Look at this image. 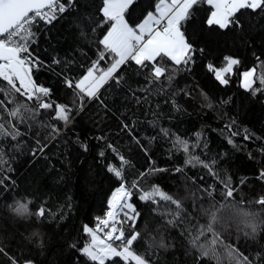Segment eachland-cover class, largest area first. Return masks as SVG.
<instances>
[{
  "label": "trees",
  "instance_id": "obj_1",
  "mask_svg": "<svg viewBox=\"0 0 264 264\" xmlns=\"http://www.w3.org/2000/svg\"><path fill=\"white\" fill-rule=\"evenodd\" d=\"M163 1L133 0L127 22L136 27ZM101 8L102 0H76L50 25L35 29L31 49L42 62L32 76L50 89L43 99L53 108H38L23 88L16 93L0 79V264H95L82 252L91 241L84 228L95 230L106 218L122 184L139 214L129 220L123 208L122 230L125 237L141 234L133 250L150 264H218L190 243L212 213L222 240L214 247L219 264H237L230 248L251 264H264V205L257 203L264 197V12L242 9L234 17L239 24L222 29L207 24L213 7L201 0L181 22L195 50L192 62L176 65L157 57L171 81L155 80L150 65L129 59L89 97L66 81L77 83L96 61L100 69L114 61L108 53L100 58L105 50L99 41L110 27ZM225 57L240 61L226 85L207 67L223 65ZM250 68L254 83L245 89L241 78ZM61 104L71 109L67 124L55 118ZM17 108V116L9 115ZM180 141L187 142V152ZM113 167L122 170L123 180ZM225 183L234 190L231 198ZM154 187L181 207L159 196L140 199ZM27 201L33 214L17 215L18 202ZM40 207L42 218L34 215ZM212 239L206 232L197 243L211 248ZM106 264L134 262L117 257Z\"/></svg>",
  "mask_w": 264,
  "mask_h": 264
},
{
  "label": "snow or ice",
  "instance_id": "obj_2",
  "mask_svg": "<svg viewBox=\"0 0 264 264\" xmlns=\"http://www.w3.org/2000/svg\"><path fill=\"white\" fill-rule=\"evenodd\" d=\"M132 2L133 0H102L101 11L104 23L109 24L110 27L99 41L105 50L100 53V58L104 59L105 53H108L114 57V61L106 69L98 67L99 61L94 62L93 67L88 69L87 75L80 79L78 83L73 84L71 80L66 81L69 88L74 87L80 93L95 97L99 88L107 83L110 78H113V74L118 68L129 59L134 60L137 65L142 67L150 65L151 75L155 80L166 77L169 81L172 80L173 75L168 74L166 76L169 70L157 62V57L161 59L168 58L176 65L183 64L187 66L192 62V53L195 50L185 38L184 32L181 31V22L189 18L191 9L199 4L201 0H171V6L164 9L158 7L159 18L149 13L148 18L136 27L130 26L124 17V13ZM75 3L76 0H67V4L59 2V0H0V79L6 81L11 90L16 93H20L21 88H23V95L28 100L35 99L38 102V108L51 109L53 108V103L43 99L49 96L50 89L37 86L31 77L33 67L38 66L40 63L38 59L31 56L29 51V44L33 42V37L35 36L32 26L38 18L50 24L57 19V12L64 13L69 7L74 6ZM206 3L212 5L215 9L207 19V24L209 26L218 25L222 29H226L232 24L238 25L239 21L235 20L234 17L242 9L264 12V0H206ZM225 60L227 64L223 68L217 69L212 64L207 66L210 71L215 73V78L224 85L228 83V80L224 78L225 74L231 73L233 66L240 63L238 59L233 57H225ZM146 62L148 63L146 64ZM56 63H59V61H56ZM94 71L101 72V75L95 76ZM251 75L252 73L248 71L243 73V86L245 88L251 89L252 87V81L249 79ZM17 81L19 86H17ZM261 83H264V79L261 80ZM2 103L3 101H0V104ZM70 111L71 109L67 105H56L55 118L67 124L70 121ZM18 113L19 108L11 111L9 115L17 116ZM0 129H3L2 124H0ZM53 131H58V129H53ZM16 134L19 133L17 132ZM5 135L13 134L5 131ZM13 139H15V135H13ZM229 142L231 143V141ZM180 143L184 145V151L187 152V142L180 141ZM121 159L123 158L121 157ZM213 163L215 162L213 161ZM204 167L209 168V171H211L209 164H205ZM109 170L117 178L123 180L121 169L113 167ZM177 171H180V169H177ZM212 174L215 175V173ZM260 175L261 178H264V171ZM224 187L226 189L225 197H233V188L227 183L224 184ZM130 195L131 193L122 184L113 194L112 206L130 209L135 215H129L127 212L124 215L127 219L135 221L139 214L135 212V208L131 204L126 202ZM208 195H211V192H208ZM157 196L165 201H171L177 208L181 207L180 201L165 194L158 187L144 192L140 199L154 200ZM121 201H124V203H120ZM29 203L30 201L18 202L14 209L16 214L20 216L32 215ZM257 203L264 205V197L258 199ZM34 215L41 218L44 217L45 209L40 207ZM115 219L113 211L110 210L107 213V218L101 220L97 225L98 230H102L100 225H103L104 228H110L104 239L97 235V231L85 226L84 231L91 236V241L87 246L83 247V254L95 264H106L110 259L117 257L123 258L125 261L134 262V264H150L144 256L133 250V244L139 241L141 234L133 232L130 236L125 237L122 229H117L114 224H109L110 220L115 221ZM216 219L215 213H212L211 222L206 228L205 226H200L198 235L194 236L190 243L193 247H199L201 257L217 259L219 264V258L215 255L214 247L217 243H222V240L219 237V233L214 231L213 224ZM169 223H173V221H169ZM252 228L253 232H255L256 228L254 225ZM206 232H210L213 235L211 248H205L204 245L197 243L200 236L205 235ZM33 235L37 234L33 233ZM117 240L121 241V243L114 246V241ZM160 246L167 247L163 240H161ZM229 256L237 258V264H240V260L243 261V264H251V261L243 254H238L236 249L230 248ZM24 264H33V262L26 260Z\"/></svg>",
  "mask_w": 264,
  "mask_h": 264
},
{
  "label": "built area",
  "instance_id": "obj_3",
  "mask_svg": "<svg viewBox=\"0 0 264 264\" xmlns=\"http://www.w3.org/2000/svg\"><path fill=\"white\" fill-rule=\"evenodd\" d=\"M59 2H63V3H65V4H67V0H59ZM71 7H69L68 8V10L70 9ZM67 10V11H68ZM66 12V11H65ZM64 12V13H65ZM63 13H59V12H57L56 13V15H57V18L60 16V15H62ZM54 21V20H53ZM52 21V22H53ZM51 22V23H52ZM50 23V24H51ZM49 23H46L44 20H42V19H37V21H36V23L32 26V29L35 27V26H46V25H50ZM36 38V37H35ZM34 41V40H33ZM32 43L33 42H31L30 44H29V51H30V53H31V56L33 57V58H35V59H38L40 62H42L34 53H33V51H32V49H31V46H32ZM124 188L128 191V192H130L129 191V189L128 188H126L125 186H124ZM113 197V196H112ZM121 203H124V201H121ZM113 211V214H114V216L116 217V219H115V221H109V224L110 225H112V224H114V226L117 228V229H122V221L120 220V218H119V215H120V213H121V211H122V209L120 208V207H113L112 206V199H111V201H110V204H109V211ZM108 211V212H109ZM106 218H107V216H106ZM106 218H102V219H100L99 221H98V223H97V225L99 224V222L101 221V220H104V219H106ZM97 225H96V230L100 233V234H102L104 237H105V235H106V233L110 230V228H104L103 227V225H100V229H102V230H98L97 229ZM118 241V240H117ZM114 242H116V241H114Z\"/></svg>",
  "mask_w": 264,
  "mask_h": 264
},
{
  "label": "rangeland",
  "instance_id": "obj_4",
  "mask_svg": "<svg viewBox=\"0 0 264 264\" xmlns=\"http://www.w3.org/2000/svg\"><path fill=\"white\" fill-rule=\"evenodd\" d=\"M170 5V4H169ZM169 5H167V7L169 6ZM162 6V4L161 5H159V8ZM213 7V6H212ZM165 8V6L163 7V9ZM162 9V8H161ZM213 9H214V7H213ZM215 10V9H214ZM153 14V16H155V17H157V18H159V16H160V12L159 11H157L156 13H152ZM124 17H125V13H124ZM148 18V16L140 23V24H142L146 19ZM125 20H126V18H125ZM127 21V20H126ZM129 24V23H128ZM130 25V24H129ZM131 26V25H130ZM138 26V25H137ZM36 27H38V26H35L33 29H32V31L35 33V29H36ZM35 39V37H33V40ZM226 64H227V62H225L223 65H221V66H219V67H216L217 69H219V68H223V67H225L226 66ZM123 65H121L119 68H118V70L122 67ZM235 66V65H234ZM234 66H233V69H232V72L234 71ZM117 70V71H118ZM254 70V71H253ZM116 71V72H117ZM246 71H248V72H251L252 73V75L249 77V79L252 81V85H253V83H254V74H255V69L254 68H250V69H247V70H245L244 72H246ZM115 72V73H116ZM231 72V73H232ZM243 72V73H244ZM114 73V74H115ZM114 74H113V76H114ZM228 74H230V73H228ZM228 74H225V76H224V78L225 79H227V75ZM85 75H87V73L85 74ZM84 75V76H85ZM94 75L95 76H99V75H101V72L100 73H98L97 71H94ZM83 76V77H84ZM111 79V78H110ZM109 79V80H110ZM108 80V81H109ZM107 81V82H108ZM79 82V81H78ZM77 82V83H78ZM106 85V83L105 84H103V86L102 87H104ZM241 85H242V87L243 88H245L243 85H244V77H243V74H242V78H241ZM102 87H100L99 88V90L102 88ZM245 89H248V88H245ZM98 93V92H97ZM86 94V93H85ZM87 95V94H86ZM127 203H129L128 201H126ZM130 204V203H129ZM123 212H127L129 215H133L132 214V212H131V210L130 209H128V208H124V210H123ZM95 231H97L96 229H95ZM97 235L98 236H100V238L101 239H104L105 237L102 235V234H100L98 231H97ZM114 246H117L116 244H114Z\"/></svg>",
  "mask_w": 264,
  "mask_h": 264
},
{
  "label": "crops",
  "instance_id": "obj_5",
  "mask_svg": "<svg viewBox=\"0 0 264 264\" xmlns=\"http://www.w3.org/2000/svg\"><path fill=\"white\" fill-rule=\"evenodd\" d=\"M161 4H162V6H161L160 8L163 9L164 6H165V8H167V5L170 4L169 6H171V0H169V1H168V0H167V1H163ZM161 4H159V5H161ZM169 6H168V7H169ZM158 7H159V6H158ZM157 9H158V8H157ZM157 11H158V10H157ZM213 11H214V9H213Z\"/></svg>",
  "mask_w": 264,
  "mask_h": 264
},
{
  "label": "water",
  "instance_id": "obj_6",
  "mask_svg": "<svg viewBox=\"0 0 264 264\" xmlns=\"http://www.w3.org/2000/svg\"><path fill=\"white\" fill-rule=\"evenodd\" d=\"M31 77H32V80L34 81V83L36 84L35 80L33 79V76H32V72H31ZM37 85V84H36ZM38 86V85H37ZM98 94V93H97ZM96 94V95H97Z\"/></svg>",
  "mask_w": 264,
  "mask_h": 264
},
{
  "label": "bare ground",
  "instance_id": "obj_7",
  "mask_svg": "<svg viewBox=\"0 0 264 264\" xmlns=\"http://www.w3.org/2000/svg\"><path fill=\"white\" fill-rule=\"evenodd\" d=\"M121 203V202H120Z\"/></svg>",
  "mask_w": 264,
  "mask_h": 264
}]
</instances>
